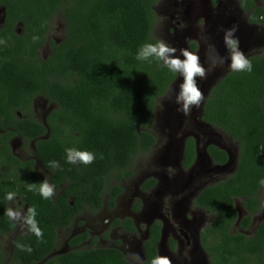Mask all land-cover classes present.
<instances>
[{
	"label": "trees",
	"instance_id": "16d2710c",
	"mask_svg": "<svg viewBox=\"0 0 264 264\" xmlns=\"http://www.w3.org/2000/svg\"><path fill=\"white\" fill-rule=\"evenodd\" d=\"M157 1L0 0V7L6 10L5 24L0 29V40L6 41L0 44V127H10L25 139H37V160L52 172L54 185L66 183L57 202L53 198L45 200L23 186L27 200L36 208L44 242H38L31 233L27 240L20 238L17 244L32 248L29 253L16 246L21 264L48 258L56 246L57 229L69 228L82 211L100 210L106 193L114 207L123 189L108 188L110 177L126 171L137 155L155 147L151 126L157 102L167 93L176 73L155 60L142 62L135 56L143 43L157 40L153 36ZM262 1L263 5L255 8L253 0H240L245 10L252 11L250 22L264 24ZM58 14L66 26L60 43L48 39ZM19 23L23 25L20 34L14 32ZM47 43L52 53L44 59L39 53ZM248 59L252 71L227 75L211 92L204 108V121L240 141L242 158L234 176L207 187L194 201L199 208L220 213L215 223L218 241L210 242L209 228L202 237L213 264H264V225L248 240L229 229L237 218L235 199L245 197L244 207L256 208L259 181L264 177V53ZM36 96L57 105L46 118L47 126L32 117H14L13 110L29 111ZM48 130L49 137L39 139ZM69 147L91 151L96 160L87 166L68 164L65 148ZM214 150L211 148L212 153ZM3 153L9 156V162L19 163L8 146ZM194 159V140L190 138L185 167L191 166ZM53 160L59 163L58 168L48 167ZM33 165L31 161L27 166L25 182L42 181ZM155 184V180H148L142 189L150 191ZM0 207V229L8 231L13 226L3 205ZM127 223L134 231L131 220ZM83 238L86 236L75 237L71 242ZM158 241V235L153 234L146 244L147 264L157 255ZM46 264L129 261L118 249L92 248L55 257Z\"/></svg>",
	"mask_w": 264,
	"mask_h": 264
},
{
	"label": "flooded vegetation",
	"instance_id": "af4514ba",
	"mask_svg": "<svg viewBox=\"0 0 264 264\" xmlns=\"http://www.w3.org/2000/svg\"><path fill=\"white\" fill-rule=\"evenodd\" d=\"M253 1L255 3V8L263 5L262 0ZM160 2L161 5L163 4L162 16L164 18L169 17L170 20L175 19L178 21L176 26H170L167 29V33H169L167 35H169V38H172L171 43H174L173 47L177 49V55H179L180 49L187 48L197 53L201 63L208 69L206 79H197V83L204 93V100L199 107H193L189 113L185 114L178 111V105L175 103V94L179 91V85L182 82L179 74L176 73V77L170 84L167 93L161 97H171L170 100L174 101L172 105L176 106V114L181 120V131L192 134L177 139L178 145L180 144L182 147V153L180 151L176 161V164H178L177 172H171L170 174H173V177L171 180L165 181V185H168L166 193L176 183L181 182L185 174L193 170L198 177L208 171L210 174L209 186L202 184L199 180L193 183L192 196L195 197L191 199L190 207L184 205V201L172 202L171 200L173 198L161 199V212L154 215V218L149 221L151 222L150 224H148V217L142 215L146 223L148 222L144 229L140 226L142 222L141 219H139L140 221L137 220V224L136 217L133 218L134 215L130 216L128 209L121 208L119 209L120 218L114 221V228H111L108 223H104V219L96 217L98 222H101V226L98 227L95 221L96 218L93 219L94 221L90 224L96 226L97 230L91 232L84 228V212L90 211L96 215L103 209L104 204L102 203V208L95 212L91 210L82 211V213L79 214L80 216L78 215L74 219L69 228L57 229L56 246L49 257L41 262H31V264H46L55 257L64 256L73 251H83L79 249L82 248L84 244H96L118 249L128 261V254L134 252L139 254L144 264H147L146 244L150 241L153 234L159 237V241L156 245L157 255L169 257L172 264H213L209 253H207L204 248L202 237L204 231L209 228L210 233L208 239L210 242L214 244L218 241V235L216 233L217 226L215 223L218 221L220 213L218 211H208L199 208L194 205V201L207 187L225 182L234 176L238 172L239 166L242 163V158L240 141L234 139L233 136L227 134L223 129L215 126L213 123L204 121V108L214 88H216L221 80L232 73L229 68L230 61H227L228 52L223 42V29L233 27L237 29L235 35L239 39V47L245 55L250 58L264 53V24L250 22L252 11L245 10L240 0H162ZM160 2L158 0L154 6L155 15L156 7ZM4 10V6L0 7V29H2L5 24L6 10ZM58 16H61L63 19L61 14L56 15V17ZM173 16H175V18ZM157 25L158 19L153 30L154 37ZM65 27L63 20V38ZM22 28L23 25L19 23L16 25L14 32L20 34ZM51 29L52 26L49 33ZM49 33L48 39H51ZM202 36L207 37V43L215 45L219 54L226 58V62L223 65H218L214 68L209 67L206 57L207 43L202 39ZM44 47L47 49L49 48L52 53L48 43ZM44 47L40 50V56H43L42 51ZM252 50L257 51H254L255 54L251 55L250 52ZM43 58L46 59L48 57ZM56 108V104L50 103L42 96H36L28 107L29 111L21 112L13 110V114L14 117L21 120L32 117L36 121L41 122L44 126H47L46 118ZM0 119L3 120L2 116ZM48 137L49 130L48 133L39 139H47ZM190 138L194 140L195 159L192 165L186 168L184 161L186 160L187 141ZM36 141L37 139L29 140L23 138L10 127L5 129L0 127V186L2 187H0V192L3 193L0 197V206L3 205L5 210L12 207L26 212L28 207H33L30 201L27 200L29 196H26L23 187L25 186L24 182L27 181L26 179L28 178L27 166H29L31 161L34 162L33 170L37 176L43 180L42 174H47L49 176V183L53 184L51 181L52 172L46 170L36 158ZM7 146L10 149L11 156L16 158L19 163L9 162V156L3 153L6 151ZM211 148L215 149L213 153L211 152ZM220 157L223 159L221 158L218 160ZM204 169L205 172H202ZM151 179L155 180L156 184L152 187L150 192L158 188L160 183L159 180L150 178V180ZM261 179H264V177ZM65 184V182L59 185L53 184L56 191V195L53 197L55 202L58 201L59 197L64 192L66 188ZM9 191L17 193V197L14 201L5 199V195ZM166 193L164 194L167 195ZM122 194L117 197L116 204ZM156 198L160 199L159 196H156ZM245 200V197L235 199L237 218L229 229L232 234H240L248 240L255 237L259 228L264 225V188L260 187L256 193V208H245ZM139 204L142 206V203ZM140 206H137L138 209ZM148 208L149 206H146V210ZM0 209L2 210L1 207ZM190 214L192 215L191 219L189 217ZM80 220L81 223H78ZM129 220H131L134 226V231H130L133 227H129V223H127ZM10 222L13 226L11 229L8 231L0 229V264H21L22 258L17 257L18 255L15 248L18 245V240L20 238L27 240L30 233L26 229H21L18 224L12 221ZM85 223H87V220H85ZM100 231L107 232L100 234ZM64 233L67 234V237H64ZM80 236H86L85 240L83 238V240L79 242H71L73 238ZM205 236L206 235H204V237Z\"/></svg>",
	"mask_w": 264,
	"mask_h": 264
},
{
	"label": "clouds",
	"instance_id": "9594fccd",
	"mask_svg": "<svg viewBox=\"0 0 264 264\" xmlns=\"http://www.w3.org/2000/svg\"><path fill=\"white\" fill-rule=\"evenodd\" d=\"M236 31L235 27L223 29V42L228 52L227 61H230L229 68L232 72L250 73L252 71V63L240 49L239 39L235 35ZM202 39L207 43V37L202 36ZM5 43L6 41L0 40V44ZM206 57L210 68L223 65L226 62V58L221 56L215 45L211 43H207ZM135 59L148 63L155 60L170 72L179 74L182 82L179 85V91L175 94V103L178 105V111L187 114L193 107H199L203 102L204 93L200 89L197 79H206L208 69L201 63L197 53L187 48H182L179 50V55H177L175 47L170 46L164 40H156L155 42L143 43L139 47ZM65 157L68 164H83L85 166L94 163L96 160L95 153L75 147L65 148ZM48 167L58 168L59 163L55 160L50 161ZM259 184L261 188H264V179H261ZM25 186L27 191L36 192L45 200H50L56 195L55 186L50 184L47 178L38 183L25 182ZM16 197L17 193L14 191H9L5 195V199L8 201H14ZM4 214L10 221L18 224L21 229H26L33 234L38 242H44V232L36 219L37 211L34 206L28 207L26 212L9 207ZM17 247L21 251L29 253L32 251L30 245L18 244ZM127 257L129 264H144L137 253H129ZM150 264H172V261L167 256L157 255L151 260Z\"/></svg>",
	"mask_w": 264,
	"mask_h": 264
},
{
	"label": "rangeland",
	"instance_id": "374dc122",
	"mask_svg": "<svg viewBox=\"0 0 264 264\" xmlns=\"http://www.w3.org/2000/svg\"><path fill=\"white\" fill-rule=\"evenodd\" d=\"M162 0H159V2ZM163 4L161 5V2L158 4L156 7V21L158 19V25L155 28V39L157 40H164L167 42L170 46L173 47L174 43H171L172 38H169V33H167V29L170 26H176L178 21L175 19H171L169 17H163ZM175 18V16H173ZM63 19L61 16L56 17L53 20L52 24V29L51 32L49 33V36L52 40L55 42H60L63 38ZM167 35V36H166ZM253 41V39H252ZM254 51L257 50H252L250 52L251 55L255 54ZM178 53V52H177ZM51 54L50 49L44 47L42 51L41 57H49ZM171 98V97H170ZM170 98L169 97H164L158 100L157 102V107L154 113V123L151 126V131L156 137V146L149 152L145 154H139L135 157L134 161L132 162V165L130 168H128L126 171L121 172V173H115L113 174L108 182V188L113 187V186H121L123 189V194L121 198L118 199V203L116 204V200L114 203V207H111V204L109 203L110 199V194L106 193L104 195V201H103V209H101L100 212H98L96 215L91 213L90 211L84 212V219L87 220V223H85L84 220V228H86L88 231L93 232L94 230H97L96 226H92L90 223H92L96 217L104 219V223H108L111 228L113 227L114 221L116 219L120 218L119 214V209H128L130 216L136 217V223L137 219L142 220L140 223V226L144 229L147 226L146 221L142 218V213L144 209L146 208V203L147 201H158L156 197L148 198L153 194V192L149 191H144L142 189L143 184L150 180V178H154L156 180L160 178H164L166 176L168 179L171 180L173 177V174H170L171 172H177V164L172 163L168 164L165 166L161 161L164 159L165 156L169 155L171 151V145L175 146L176 149L179 146L178 145V138H183L184 136L190 134L189 132L186 131H181L180 130H173L170 129V124L169 122V114H166V109L169 108H174L175 106L170 103ZM41 102V101H39ZM170 103V106L168 108V104ZM41 106V105H40ZM40 110V108H39ZM174 135V136H172ZM196 136V135H195ZM167 164V163H166ZM132 173L131 176H128L127 173ZM189 174V173H188ZM188 174H185V178L187 177ZM43 178H47L49 180V176L47 174H42ZM201 181L202 184L209 186L210 182V174L207 171V173L202 174V176L197 177L193 183L196 181ZM200 183V184H201ZM165 187L163 183V187L161 190ZM188 191L183 192V196L187 194ZM165 198H172L171 194L168 192L167 195L162 196L161 199ZM180 198H176V200H179ZM175 197L171 200L172 202L176 201ZM160 202V201H158ZM139 203H142V206H140ZM191 200H187L184 202V205H187L190 207ZM137 206H140L138 209ZM186 206V207H187ZM102 208V207H101ZM80 216V215H79ZM190 219L192 215H189ZM96 218V223L97 226H101V222L97 220ZM80 219V218H79ZM78 219V220H79ZM91 219V220H90ZM78 223H81V220L78 221ZM100 234H104V232L107 231H100ZM64 237H67V234L64 233ZM109 246H99L96 244H84L82 248L79 250H88L92 248H108Z\"/></svg>",
	"mask_w": 264,
	"mask_h": 264
},
{
	"label": "water",
	"instance_id": "95a60500",
	"mask_svg": "<svg viewBox=\"0 0 264 264\" xmlns=\"http://www.w3.org/2000/svg\"><path fill=\"white\" fill-rule=\"evenodd\" d=\"M170 101H171L170 103L174 102L172 100H170ZM170 103L168 104V108L170 106ZM176 112H177L176 106L174 108L167 109V113H170L169 114L170 115L169 116V118H170L169 122H171V124H170V129L171 130H179V128L181 126V120L178 117V115L176 114ZM173 132H175V131H173ZM180 151L182 153V147H181L180 144L177 147V149H176L175 146L171 145V151H170L169 155L165 156L164 159L161 161V163L164 164V165H168V164H172V163L176 164L177 163L176 161H177V159L179 157ZM177 166H178V164H177ZM202 172H205V169ZM205 173H207V171ZM197 177L198 176H196L194 170L190 171V173L187 175L186 178L184 176V179L181 182L176 183L173 187L170 188V190L168 192L171 194L172 198L175 197V200L178 197L180 198L179 200H176L175 202H177V201L186 202L187 200H191V199H193L195 197V196H192V193H193L192 192L193 191L192 186L194 187L193 182L195 181V179ZM158 180L160 182L158 188L152 190L153 194L151 196H149L148 198L159 196L160 199L158 201H160L161 197L165 195L164 193H166V190L168 189L167 188L168 185H165L166 184L165 181L166 180H170V179H168L166 176H164V178L162 177V178H160ZM162 182L164 183L165 187L161 190V188L163 187V183ZM184 191H188V192H187V194H185V196L182 197ZM158 201H147V203H146V206H149V208L147 210L145 208L143 213H142V215H144V217H148V222L151 219L154 218L155 214H158V213L161 212L160 208H161L162 204H161V202H158ZM150 223L151 222H149L148 224H150Z\"/></svg>",
	"mask_w": 264,
	"mask_h": 264
}]
</instances>
